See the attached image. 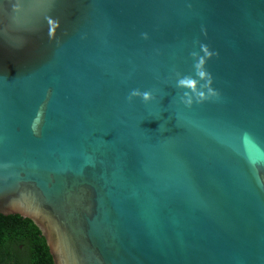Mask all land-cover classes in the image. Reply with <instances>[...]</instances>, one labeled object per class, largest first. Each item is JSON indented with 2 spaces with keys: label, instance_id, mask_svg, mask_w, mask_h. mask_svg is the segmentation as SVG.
Listing matches in <instances>:
<instances>
[{
  "label": "water",
  "instance_id": "obj_1",
  "mask_svg": "<svg viewBox=\"0 0 264 264\" xmlns=\"http://www.w3.org/2000/svg\"><path fill=\"white\" fill-rule=\"evenodd\" d=\"M0 213L53 264H264V0H0Z\"/></svg>",
  "mask_w": 264,
  "mask_h": 264
},
{
  "label": "trees",
  "instance_id": "obj_2",
  "mask_svg": "<svg viewBox=\"0 0 264 264\" xmlns=\"http://www.w3.org/2000/svg\"><path fill=\"white\" fill-rule=\"evenodd\" d=\"M0 264H53L45 237L31 219L0 213Z\"/></svg>",
  "mask_w": 264,
  "mask_h": 264
},
{
  "label": "clouds",
  "instance_id": "obj_3",
  "mask_svg": "<svg viewBox=\"0 0 264 264\" xmlns=\"http://www.w3.org/2000/svg\"><path fill=\"white\" fill-rule=\"evenodd\" d=\"M200 74L203 75V73H200ZM178 83L179 84H184V83H186V81L180 80ZM133 97H142L143 101H145V102L155 99V96H154V93H153L152 90L141 92L139 89H133L130 92V94L128 96V99L132 100ZM181 99L183 100V97H181ZM183 102L184 103H188V102H185L184 100H183Z\"/></svg>",
  "mask_w": 264,
  "mask_h": 264
}]
</instances>
